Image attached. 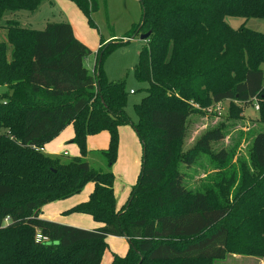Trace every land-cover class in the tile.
Masks as SVG:
<instances>
[{"label":"trees","instance_id":"1","mask_svg":"<svg viewBox=\"0 0 264 264\" xmlns=\"http://www.w3.org/2000/svg\"><path fill=\"white\" fill-rule=\"evenodd\" d=\"M44 1L0 0V30L6 33L0 42V87L6 88L0 95V264H101L109 237L130 244L112 264H197L223 260L232 249L264 257L260 201L249 212L242 204L235 211L217 207L206 191L188 189L180 170L224 138L220 129L208 131L183 152L190 116L229 101L228 118L242 120L244 107L259 101L264 122V35L229 23L263 20L264 0H138L142 19L125 37L129 44L151 33L134 69L136 79L148 84L132 124L143 159L121 210L111 170L119 128L131 124L128 93L124 82H109L103 70L118 47L102 43L90 71L85 61L92 50L71 24L51 23L42 31L12 20L1 25L6 12H34ZM70 1L88 16L97 9L96 0ZM68 126L79 156L66 161L45 154L44 146ZM104 131L109 147L98 154L107 169L87 161L88 137ZM218 156L224 158V151ZM252 158L264 170V133L254 139ZM88 183V199L66 214L89 215L97 228L42 219L43 207L79 194ZM37 234L46 241L37 242Z\"/></svg>","mask_w":264,"mask_h":264},{"label":"rangeland","instance_id":"2","mask_svg":"<svg viewBox=\"0 0 264 264\" xmlns=\"http://www.w3.org/2000/svg\"><path fill=\"white\" fill-rule=\"evenodd\" d=\"M96 3L97 9L88 16L70 0H46L34 12H6L1 25L5 26L8 20H12L25 28L42 31L51 23L71 24L77 36L92 50V55L86 59V66L90 71L94 70L96 54L102 43L118 47L105 59L103 70L109 82H124L128 93L125 111L131 119V124L119 128L118 154L111 170L116 178L114 193L117 207L121 210L137 183L143 159V148L132 124H136L138 120L135 105L147 95L148 84L139 82L134 74L139 53L146 46V42L138 35L127 44L129 39L125 37L127 32L141 21L143 11L138 0H96ZM229 23L235 30L244 27L264 35V19L237 18L229 19ZM5 41L6 33L1 29L0 42ZM256 106L260 112L259 101L248 103L244 107L242 120L228 118L230 102H226L225 109L223 108L220 114L214 111L213 106L210 108L213 112L204 110L203 115H192L187 121L182 141L183 152L193 149L208 131L220 129L224 133V138L212 142L207 153L200 152L190 167L183 165L180 168L184 185L193 191H206L211 202L217 207H228L235 211L237 205L242 204L245 212H249L248 210H253L259 201L264 206V170L257 169L252 158L254 139L258 134L264 133V122L260 121ZM195 108L200 110L197 105ZM69 131L74 137L72 126L66 134ZM73 137L64 144L55 143L53 140L45 147V154L61 157L66 161L79 156L78 147L71 143ZM109 143L107 131L88 137L87 161L91 166L107 169L104 158L98 152L107 149ZM222 151L225 156L219 158L218 154ZM90 189H93L92 183H88L82 192L71 198L46 205L41 209L40 216H43L42 219L63 225L91 230L95 222L91 216L66 214L73 205L88 199ZM252 191H256V194L253 195ZM84 196L85 200L74 202ZM247 199L249 201L245 203ZM254 238L261 239L257 233ZM106 243L107 248L103 252L101 264H112L114 255L125 256L130 249V244L125 238L109 237ZM197 264H264V257L258 254H242L232 249L223 260Z\"/></svg>","mask_w":264,"mask_h":264},{"label":"crops","instance_id":"3","mask_svg":"<svg viewBox=\"0 0 264 264\" xmlns=\"http://www.w3.org/2000/svg\"><path fill=\"white\" fill-rule=\"evenodd\" d=\"M74 33H75V36L77 37V39H79L80 41H82L83 42V40L81 39V38H79L78 36H77V34H76V32L74 31ZM84 43V42H83ZM85 44V43H84ZM85 64H86V61H85ZM4 92H6V88L5 87H0V95L1 94H3ZM226 102H229V101H225V102H223V103H220V108H221V111H222V109L224 108V104L226 103ZM214 108H215V106H214ZM225 109V108H224ZM215 111V110H214ZM213 112V111H212ZM216 112V111H215ZM71 126H68L63 132H61V134L57 137V138H55L54 139V141H55V143H58V142H61L62 144H64L68 139H71L73 136H72V133H71V131H69L67 134H66V131L68 130V128H70ZM73 127V126H72ZM73 132H74V130H73ZM46 146H48V144L47 145H45L44 146V148L42 149V151L44 152V153H46L45 152V147ZM67 154V152H65V155ZM92 190L93 189H90L89 191H88V194H90L91 192H92ZM86 199V196H84V197H79V199H76L74 202H79V201H83V200H85ZM86 201V200H85ZM80 203V202H79ZM76 205V204H75ZM74 206V205H73ZM72 206V207H73ZM41 217H43V216H41ZM92 226H94L92 229H95V228H97L99 225H98V223L97 222H94V225H92ZM91 229V230H92Z\"/></svg>","mask_w":264,"mask_h":264},{"label":"built area","instance_id":"4","mask_svg":"<svg viewBox=\"0 0 264 264\" xmlns=\"http://www.w3.org/2000/svg\"><path fill=\"white\" fill-rule=\"evenodd\" d=\"M219 105H220V104L215 105V108H214V110H215L218 114L221 113V108H220ZM255 108H256V110H259V107H258V106H256ZM208 111L212 112L213 110H212V109H209ZM36 241H37V242L46 241V238H44L41 234H37V236H36Z\"/></svg>","mask_w":264,"mask_h":264},{"label":"water","instance_id":"5","mask_svg":"<svg viewBox=\"0 0 264 264\" xmlns=\"http://www.w3.org/2000/svg\"><path fill=\"white\" fill-rule=\"evenodd\" d=\"M150 32L146 33V34H141L140 35V39L143 41H147V39L150 37Z\"/></svg>","mask_w":264,"mask_h":264}]
</instances>
